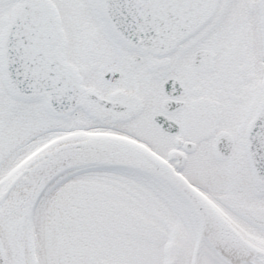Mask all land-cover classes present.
Listing matches in <instances>:
<instances>
[{"label": "snow or ice", "instance_id": "6c2138e0", "mask_svg": "<svg viewBox=\"0 0 264 264\" xmlns=\"http://www.w3.org/2000/svg\"><path fill=\"white\" fill-rule=\"evenodd\" d=\"M0 264H264V0H0Z\"/></svg>", "mask_w": 264, "mask_h": 264}]
</instances>
